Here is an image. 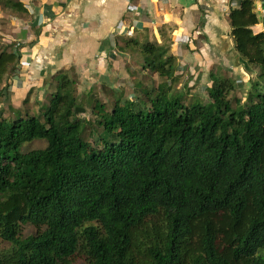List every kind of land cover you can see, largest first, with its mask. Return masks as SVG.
<instances>
[{"label":"trees","instance_id":"obj_1","mask_svg":"<svg viewBox=\"0 0 264 264\" xmlns=\"http://www.w3.org/2000/svg\"><path fill=\"white\" fill-rule=\"evenodd\" d=\"M0 5L28 14L23 1ZM229 12L236 49L263 83L245 102L227 97L234 85L219 73L212 107L200 94L167 97L178 59L157 41L128 43L163 77L145 89L151 105L103 100L97 84L84 95L64 72L45 109L39 98L16 108L9 94L0 106V264H264V31L252 27L257 0ZM22 46L0 31L1 103ZM77 107L97 115L109 139L92 129L87 139Z\"/></svg>","mask_w":264,"mask_h":264},{"label":"crops","instance_id":"obj_2","mask_svg":"<svg viewBox=\"0 0 264 264\" xmlns=\"http://www.w3.org/2000/svg\"><path fill=\"white\" fill-rule=\"evenodd\" d=\"M18 1H23L30 17H18L11 11L6 15L4 11L0 13V18H5L0 31L6 41L24 46L16 75L11 78V82L16 81L11 84L14 90H9L14 97L15 92L27 97L25 102L30 107L38 98L43 101L41 93L45 96L47 84L53 86L56 72L79 77L84 95L96 84L101 95H107L106 87L114 89L118 84L128 86L132 92L141 91L133 76L142 75L146 54L140 48L128 47L130 41H157L171 51L178 59L177 88L191 91L194 87L195 95L207 96L214 84L213 74L219 73L228 76L234 85L229 99L238 97L245 102L250 97L243 99L242 94L252 95L258 76L254 72L258 70L236 49L229 15L242 0ZM257 10L260 19L252 27L264 31V0H257ZM38 13L46 15V24L31 27ZM9 16L17 19L9 20ZM182 66H186L187 73ZM148 71H144L147 78L141 81L150 87L154 77L163 81L162 76H149ZM25 102L14 106L24 107Z\"/></svg>","mask_w":264,"mask_h":264},{"label":"rangeland","instance_id":"obj_3","mask_svg":"<svg viewBox=\"0 0 264 264\" xmlns=\"http://www.w3.org/2000/svg\"><path fill=\"white\" fill-rule=\"evenodd\" d=\"M4 9H6V13L5 14L7 15L9 13V11H10V7L7 6V7L3 8V6L0 5V13H3L5 11ZM18 13H16V14L19 15L20 13L19 14ZM23 14H20V15H23ZM27 17H30V14ZM4 19L5 18H0V23H2V21ZM8 19L9 20H16L17 18H13V17H10L9 16ZM8 19H7V22H9ZM1 32H3V30H1ZM140 52L143 53L144 51L142 50ZM255 68L258 70V73L257 72H254V74L257 76L259 74V69L257 67H255ZM182 70H185L186 73L188 72L187 69H186V66L185 67L182 66ZM144 71L145 70L143 69V71H142L143 73H142V75L140 77H138L137 75L133 76L134 77V80L133 81L135 83H139V86L143 88V89L141 88V91L132 92L129 88H127L128 86H124V85L118 84V87L116 86L114 89H111V88L106 87V90L108 91V93H107L108 96L103 93L102 94V96H103L102 99L107 101L108 100V97H109L114 102V100L116 98L123 97V99H122L123 104L131 103L133 100H135V101H138L141 104L142 107H145L146 106V103H150V105H151L152 104V101L149 100V98L147 97V94L145 93V91H147L145 89L148 88V85L145 82L141 81L142 79L147 78V76H146V72L147 71L146 72H144ZM153 74H154V72H151V70L148 71V75L149 76H153ZM53 75H54V77H53ZM53 75H52L53 78H57V76L59 75V72H56V75L55 74H53ZM256 78L257 79L255 81L256 82L255 83V86H256L255 89L258 88V85H262L263 84L262 81H261V79L259 78V76H257ZM77 79L80 80L79 77H77ZM13 82H16V81L12 80L11 84ZM52 84H53V86H51V84H47L46 87H45V91H47L45 93V96H48L49 95V97H45L43 95V93H41V98L43 99V101L41 102V106H42L43 109H45L49 105L51 97L55 94V92L57 90L54 87L55 84L54 83H52ZM12 85H14V84H12ZM126 88H127V91H129V94H128L127 91H125ZM9 89L10 90H14V86H11ZM10 90H8V95L6 97V100L3 99V103L0 102V106L2 104L7 105L10 102L11 99H9V98H10V96H12ZM118 90H120V92ZM259 90L261 91V89H259ZM80 92H82V91H80ZM123 92H124L125 95H123ZM195 92H196V88H194V87L191 88V91H187V90H185L183 88L180 89V88H177V87L173 86L171 92H168L167 97H169V95L172 96L173 94H178V98H180L184 102L186 100L191 101L194 98ZM229 93H228V95H229ZM9 94H11V95L9 96ZM238 94L241 95V93H238ZM249 97H250V94L248 92H245L244 94H242V98L243 99H246V98H249ZM129 98H130V100L128 101ZM153 98H155V94H153ZM15 99L16 100L14 101L15 102L14 105L16 107H19L20 106L19 104H23L22 102L27 101L26 100L27 97H19L17 92H15ZM30 99L34 100V96H30ZM199 101H201L202 103L205 102L204 104L208 105L209 107H212V101L209 100V94L207 96H203V101L201 99ZM28 103L31 104V100ZM25 104H26V102L24 103V105ZM108 104H110V103H108ZM25 106L26 107H30L28 105H25ZM85 113H86L85 118L87 120V123H86L85 127H88L87 128L86 138L88 139L90 137V135H92V133H91V129H92L93 132H95V133H97L99 135V138L101 136H104L105 138H108L109 139L108 132H106L105 130H103V128L101 126L102 125L101 124L102 122L100 121L99 117L97 115H94V114H89V113H87V111ZM9 114H10V111L6 112V115H9ZM32 231H33V228L32 227H27L24 230V233L27 234V233H30Z\"/></svg>","mask_w":264,"mask_h":264},{"label":"built area","instance_id":"obj_4","mask_svg":"<svg viewBox=\"0 0 264 264\" xmlns=\"http://www.w3.org/2000/svg\"><path fill=\"white\" fill-rule=\"evenodd\" d=\"M55 10H57V9H55ZM55 12V11H54ZM57 12H58V10H57ZM56 13V12H55ZM41 15H44V17H45V19H46V15L45 14H43V13H40ZM41 15L34 21V22H32L31 24H32V26H34V27H38V26H40L41 25V23H42V17H41ZM45 19H44V21H45ZM190 37H191V32H190V34L186 37V41L188 42L189 41V39H190Z\"/></svg>","mask_w":264,"mask_h":264},{"label":"clouds","instance_id":"obj_5","mask_svg":"<svg viewBox=\"0 0 264 264\" xmlns=\"http://www.w3.org/2000/svg\"><path fill=\"white\" fill-rule=\"evenodd\" d=\"M40 15H41L40 13L36 14L35 15V18L31 21V23L34 22ZM41 17H42V20H43L42 23H41V25H45L47 18L45 19L44 15H41ZM44 19H45V21H44ZM31 27H34V26H32V24H31Z\"/></svg>","mask_w":264,"mask_h":264},{"label":"water","instance_id":"obj_6","mask_svg":"<svg viewBox=\"0 0 264 264\" xmlns=\"http://www.w3.org/2000/svg\"><path fill=\"white\" fill-rule=\"evenodd\" d=\"M86 111V109L85 108H80V107H77V109H76V112L77 113H80V112H85Z\"/></svg>","mask_w":264,"mask_h":264}]
</instances>
